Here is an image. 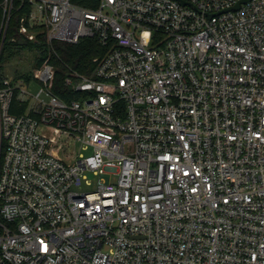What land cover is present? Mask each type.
I'll list each match as a JSON object with an SVG mask.
<instances>
[{
    "label": "built area",
    "instance_id": "1",
    "mask_svg": "<svg viewBox=\"0 0 264 264\" xmlns=\"http://www.w3.org/2000/svg\"><path fill=\"white\" fill-rule=\"evenodd\" d=\"M13 1L0 52L21 6L106 51L69 99L47 62L0 81V264H264V0Z\"/></svg>",
    "mask_w": 264,
    "mask_h": 264
},
{
    "label": "trees",
    "instance_id": "2",
    "mask_svg": "<svg viewBox=\"0 0 264 264\" xmlns=\"http://www.w3.org/2000/svg\"><path fill=\"white\" fill-rule=\"evenodd\" d=\"M1 1V0H0ZM81 4L87 5V2L80 1ZM14 6L18 8L17 0L13 1ZM23 6L18 8L10 17L5 39L0 52V81L3 79L2 69L6 63L20 58L21 53L28 52L31 54L32 67H40L44 62L50 64L54 69V76L51 86V92L59 98L65 100L73 97L75 92L71 84L67 82L68 69L85 76H91L95 66V57L105 53L106 47L103 46L96 38L87 37L80 39L77 43L68 44L59 41L48 42L43 33L36 35V40L29 41L14 33L17 25L18 15L22 12ZM2 10L0 7V21ZM13 38V39H12ZM32 76H27L29 80ZM76 95V94H75ZM14 101V100H13ZM11 112H21L24 105L13 106Z\"/></svg>",
    "mask_w": 264,
    "mask_h": 264
},
{
    "label": "rangeland",
    "instance_id": "3",
    "mask_svg": "<svg viewBox=\"0 0 264 264\" xmlns=\"http://www.w3.org/2000/svg\"><path fill=\"white\" fill-rule=\"evenodd\" d=\"M21 57L20 58H16L13 61H10L9 63H6V65H4V68L2 69V73H3V78H18V79H23L24 81H28L26 78L27 76L34 72V70L37 67H32V59L30 57V53L27 52L26 53H21ZM32 77V76H31ZM29 88L31 91H37V89L39 88V85L36 82H31L29 84ZM79 152L83 155H87L89 153H91V148H80ZM84 181L85 182H89V185H86L85 183V188H92L95 186V183L98 180V175L94 174L92 171H84Z\"/></svg>",
    "mask_w": 264,
    "mask_h": 264
},
{
    "label": "water",
    "instance_id": "4",
    "mask_svg": "<svg viewBox=\"0 0 264 264\" xmlns=\"http://www.w3.org/2000/svg\"><path fill=\"white\" fill-rule=\"evenodd\" d=\"M245 1H247V0H239V1H238V2L232 7V9L237 8L238 5H239L240 3L245 2Z\"/></svg>",
    "mask_w": 264,
    "mask_h": 264
}]
</instances>
